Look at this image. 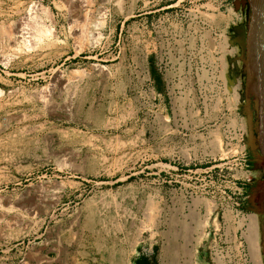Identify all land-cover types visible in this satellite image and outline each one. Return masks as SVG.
Here are the masks:
<instances>
[{"label":"rangeland","instance_id":"obj_1","mask_svg":"<svg viewBox=\"0 0 264 264\" xmlns=\"http://www.w3.org/2000/svg\"><path fill=\"white\" fill-rule=\"evenodd\" d=\"M225 7L0 0V264H211L244 191L241 87H204Z\"/></svg>","mask_w":264,"mask_h":264},{"label":"flooded vegetation","instance_id":"obj_2","mask_svg":"<svg viewBox=\"0 0 264 264\" xmlns=\"http://www.w3.org/2000/svg\"><path fill=\"white\" fill-rule=\"evenodd\" d=\"M224 1L226 4L225 9L228 11V14L230 16L226 19L222 30L225 35V71L228 74L227 77L232 88L234 87V84L236 86L237 84H239L241 87L244 78L241 74L243 63L240 59V43L242 39V33H245L247 29L249 10L252 0ZM241 91L243 92V90ZM241 98L242 96L240 93V97L238 99ZM238 99H235V101L233 102H237ZM243 103L244 101L241 102V112ZM231 108L235 109V106L232 103ZM254 115L255 114L253 112V121L256 122V117ZM254 134L256 136L255 132ZM241 154L245 156L241 160L242 164L245 166L246 172L243 178L239 180L238 183L242 186L244 191L242 202H237L235 203V205L238 206L242 211L249 212L251 215H254L256 217L260 242L262 239V227L264 225V158L259 152L257 141L255 140L254 142H250L248 140L247 127L246 135L243 138V149L241 151Z\"/></svg>","mask_w":264,"mask_h":264},{"label":"built area","instance_id":"obj_3","mask_svg":"<svg viewBox=\"0 0 264 264\" xmlns=\"http://www.w3.org/2000/svg\"><path fill=\"white\" fill-rule=\"evenodd\" d=\"M221 32L215 33L214 40L217 44L213 54L214 61L205 63L204 87L212 101L221 102L225 98L232 103L235 101L234 91L229 89L227 75L221 60V45L223 38ZM234 179L239 182L246 172L241 164L235 169ZM221 224L212 228L211 240L207 243L206 252L211 264H252L248 242L245 233L248 231L249 216L238 206L224 208L221 212Z\"/></svg>","mask_w":264,"mask_h":264},{"label":"water","instance_id":"obj_4","mask_svg":"<svg viewBox=\"0 0 264 264\" xmlns=\"http://www.w3.org/2000/svg\"><path fill=\"white\" fill-rule=\"evenodd\" d=\"M240 47L243 63L241 74L244 78L240 99L244 101L242 114L245 116L248 140L257 141L259 152L264 158V0H252L247 29L242 33ZM253 112L256 122L253 121ZM261 249L264 263V225Z\"/></svg>","mask_w":264,"mask_h":264},{"label":"bare ground","instance_id":"obj_5","mask_svg":"<svg viewBox=\"0 0 264 264\" xmlns=\"http://www.w3.org/2000/svg\"><path fill=\"white\" fill-rule=\"evenodd\" d=\"M251 223L253 226V229L251 228L252 233H251V231L248 230L249 233L246 234V238H247V241L252 243L251 245H252V251H253L252 252L253 264H262L261 260H260V244L257 245V243H256V241L259 240V230H258V224H257L256 217L254 218L253 222H251ZM249 225H251V224H249Z\"/></svg>","mask_w":264,"mask_h":264},{"label":"crops","instance_id":"obj_6","mask_svg":"<svg viewBox=\"0 0 264 264\" xmlns=\"http://www.w3.org/2000/svg\"><path fill=\"white\" fill-rule=\"evenodd\" d=\"M105 262L104 263H108V264H131L130 261L128 259V257L125 256H112L110 255L107 259L105 258Z\"/></svg>","mask_w":264,"mask_h":264}]
</instances>
